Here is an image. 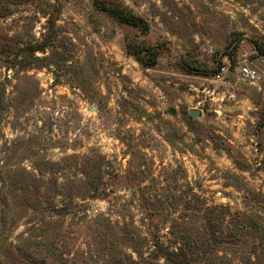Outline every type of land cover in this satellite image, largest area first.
Listing matches in <instances>:
<instances>
[{
  "label": "rangeland",
  "instance_id": "374dc122",
  "mask_svg": "<svg viewBox=\"0 0 264 264\" xmlns=\"http://www.w3.org/2000/svg\"><path fill=\"white\" fill-rule=\"evenodd\" d=\"M116 1L0 0V264H264V0Z\"/></svg>",
  "mask_w": 264,
  "mask_h": 264
},
{
  "label": "trees",
  "instance_id": "16d2710c",
  "mask_svg": "<svg viewBox=\"0 0 264 264\" xmlns=\"http://www.w3.org/2000/svg\"><path fill=\"white\" fill-rule=\"evenodd\" d=\"M92 3L94 4V6L103 11L105 14H107L109 17L117 20V21H121L124 23H127L129 25H132L133 27H136L137 30L140 33H145L148 30V23L147 21L144 19L143 16L133 12L132 10H130L124 3L116 1V0H92ZM254 46L256 48V50L258 51V53L260 54H264V43L262 41H256L254 40ZM43 47L39 48L42 49ZM125 48L126 51L133 56V58L141 65L145 66V67H151L153 65H155L157 63L158 60V56L160 53V44H149V43H144L142 41H138L135 38H129L126 39L125 41ZM236 48V46H234V49ZM229 52H227V54H229ZM220 59L217 61L216 66H214L211 69H206V68H194L192 66L187 65L188 69L191 70H197L200 73L204 74V75H209V74H213L216 73L220 67L222 66V64L220 63ZM223 230H219V232H221ZM214 233V232H212ZM260 247H263V245H261ZM259 247V248H260ZM261 249V248H260ZM181 248H180V253H181ZM260 250H255V252L253 251V253L255 254L256 257H260L258 255V252ZM178 254L177 252H164L163 251V255L165 256H169V254Z\"/></svg>",
  "mask_w": 264,
  "mask_h": 264
},
{
  "label": "built area",
  "instance_id": "2783aa9c",
  "mask_svg": "<svg viewBox=\"0 0 264 264\" xmlns=\"http://www.w3.org/2000/svg\"><path fill=\"white\" fill-rule=\"evenodd\" d=\"M224 69V66H221L220 69L214 74L215 77H220L221 71ZM240 72L248 78H253L255 76V70L251 69L247 64L240 66Z\"/></svg>",
  "mask_w": 264,
  "mask_h": 264
},
{
  "label": "water",
  "instance_id": "95a60500",
  "mask_svg": "<svg viewBox=\"0 0 264 264\" xmlns=\"http://www.w3.org/2000/svg\"><path fill=\"white\" fill-rule=\"evenodd\" d=\"M169 111L171 113H174V109L172 107L169 108ZM188 113L192 116V117H196L200 114L199 110L197 109H189Z\"/></svg>",
  "mask_w": 264,
  "mask_h": 264
}]
</instances>
